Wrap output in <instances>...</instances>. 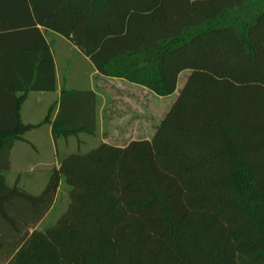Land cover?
<instances>
[{
  "label": "trees",
  "instance_id": "16d2710c",
  "mask_svg": "<svg viewBox=\"0 0 264 264\" xmlns=\"http://www.w3.org/2000/svg\"><path fill=\"white\" fill-rule=\"evenodd\" d=\"M46 32L157 96L190 74L151 140L68 152L33 194L5 173L27 94L57 88ZM88 94L45 118L56 138ZM0 264H264V0H0Z\"/></svg>",
  "mask_w": 264,
  "mask_h": 264
},
{
  "label": "crops",
  "instance_id": "0c3cea01",
  "mask_svg": "<svg viewBox=\"0 0 264 264\" xmlns=\"http://www.w3.org/2000/svg\"><path fill=\"white\" fill-rule=\"evenodd\" d=\"M45 34L55 61L57 88L55 91H38L27 94L21 109L22 120L25 123L38 125L29 130L30 132L39 131L45 127L50 140L63 142V154L69 152L70 141L81 142L82 145H88V142H97V144L105 142L124 146L133 140L152 139L155 133V125L154 118L150 121L149 111H154V105L150 106L149 102H145V98H149L152 91L124 79L100 74L90 59L68 39L51 32ZM63 39L69 46L61 45ZM80 91L93 93L88 94L90 102L85 105L84 110L82 107H76L75 111L74 108L67 109L65 114L72 116L76 113L82 116L79 122L84 124L86 129L84 128L67 138H56L53 134L52 123H43V121L50 113L51 122H54L60 111L61 100L66 93ZM30 101L34 102L36 111L27 108ZM152 117H154V113H152ZM25 141L23 136V139L15 143L10 153V169L5 175H8L13 169V157L16 155L19 160V156H23L22 153L25 152V148L22 145ZM59 167L60 161L55 168L58 169ZM7 175L6 180L8 182ZM34 181L36 180L33 179L30 186L39 188V183ZM13 185L23 188L25 186L21 178H17Z\"/></svg>",
  "mask_w": 264,
  "mask_h": 264
},
{
  "label": "rangeland",
  "instance_id": "374dc122",
  "mask_svg": "<svg viewBox=\"0 0 264 264\" xmlns=\"http://www.w3.org/2000/svg\"><path fill=\"white\" fill-rule=\"evenodd\" d=\"M63 42L61 45L65 47L69 46L64 39ZM189 74L190 71H184L181 73L179 76L177 90L172 95L161 97L151 92L149 94V98H145V102H149L150 106L154 105V111H149L150 121L154 118V125L161 121L173 102L176 100ZM27 108L36 111V106L32 101L28 103ZM152 113H154V117H152ZM24 138L26 141L22 146L25 148V152L22 153L23 156H19V160L16 158V155L13 157V169L8 173V175L6 174L8 177V183H10L9 185H13V182L17 178H21L23 184L25 185V189L33 194H39L47 183V177H49L51 171L64 155L63 142L61 140L55 142L50 140L47 136L45 127H42L39 131L35 130L27 132L24 135ZM80 143L81 142L70 141L69 152L84 153L97 145V142H88V145H82ZM33 179L36 180L34 182L39 183V188L36 189L30 186ZM69 191L70 187L62 180L54 208L44 219L42 225L40 226L41 229L54 225L66 211L70 202Z\"/></svg>",
  "mask_w": 264,
  "mask_h": 264
}]
</instances>
